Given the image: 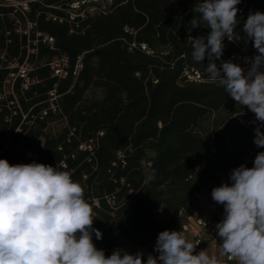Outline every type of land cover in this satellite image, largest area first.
I'll list each match as a JSON object with an SVG mask.
<instances>
[{
  "label": "trees",
  "instance_id": "16d2710c",
  "mask_svg": "<svg viewBox=\"0 0 264 264\" xmlns=\"http://www.w3.org/2000/svg\"><path fill=\"white\" fill-rule=\"evenodd\" d=\"M199 2L202 0H115L110 14L93 17L78 28L69 21L49 18V14L65 17L54 8L63 0L32 1L26 16L0 2V93L4 94L6 77L18 73L27 57L28 61L38 60L31 61L29 89L19 90L26 80L20 75L14 84L18 100L14 96L0 99V159L11 165L35 162L68 171L83 187L93 209L92 227L102 233V239L94 238V233L93 239L97 249L108 251L106 256L119 247L114 241L118 238L113 236L115 226L133 228L131 243L144 233L143 220L154 219L162 206L167 212L172 210L161 223H150L145 243L140 244V248L148 249L160 232L179 227L181 213L185 218L193 216L188 204L192 189L177 201L172 199V191L160 190L169 180L187 188L195 164L204 160L212 171L201 173L206 185L209 180L204 174L218 177L228 171L237 154H249L253 166L255 156L264 151L253 142L255 131L242 114L244 106L223 87L179 83L187 67L197 68L208 77L207 56L197 63L191 55V38L204 37L206 43L210 32L203 22L196 28L190 23L193 17L199 19L193 11ZM237 8V22H245L250 13H264V0H241ZM10 13L19 17L16 23H36L34 30L52 37L54 45L41 41L29 44L27 34L17 33V27L22 26L7 18ZM132 43L137 48L131 50ZM223 43V55L216 60L218 67L236 50L227 37ZM143 45L147 51L142 50ZM29 48L35 52L29 54ZM164 48L167 52L161 53ZM61 56L72 61L71 71L83 57L78 78L72 73L64 79L54 76L49 63ZM15 61L18 66L13 69L10 66ZM91 87L104 89L102 100L86 99ZM52 91H56L60 115L68 123L56 138L46 137L44 132L55 116L50 109ZM224 107L229 114L215 124L213 153L198 125ZM44 111L47 116L41 119ZM29 152L38 159L28 158ZM234 165L231 169L241 166L239 162ZM153 170L155 179L148 181Z\"/></svg>",
  "mask_w": 264,
  "mask_h": 264
},
{
  "label": "clouds",
  "instance_id": "9594fccd",
  "mask_svg": "<svg viewBox=\"0 0 264 264\" xmlns=\"http://www.w3.org/2000/svg\"><path fill=\"white\" fill-rule=\"evenodd\" d=\"M241 0H202L194 7L192 28L205 23L204 37L191 38L192 59L208 58L207 82H219L239 105L255 114L254 144L264 148V13H250L243 31L254 43L257 55L246 58L245 70L231 60H219L224 38L230 41L237 26V5ZM231 184L213 188L212 199L224 206V218L216 224L221 238L220 256L236 264H264V151L251 168L243 164L229 174ZM155 179V172L147 180ZM93 209L83 187L68 171L43 163L11 165L0 159V264H221L216 255L196 246L183 231L158 234V256L129 254L116 249L110 256L97 249L102 233L93 226ZM195 253V254H194Z\"/></svg>",
  "mask_w": 264,
  "mask_h": 264
},
{
  "label": "built area",
  "instance_id": "2783aa9c",
  "mask_svg": "<svg viewBox=\"0 0 264 264\" xmlns=\"http://www.w3.org/2000/svg\"><path fill=\"white\" fill-rule=\"evenodd\" d=\"M17 2L16 0H5L3 3L4 6L14 7L15 12H20L24 16L29 11V5L32 1L35 0H28L24 4L22 2ZM115 0H63L62 5L54 6L55 9L61 10L64 12L65 17H59L54 14H49V18L53 21H59L60 23H64V21H69L67 23L74 24L78 28L81 23L92 19L93 17H100L106 16L110 14L114 8ZM29 25L32 29V34L35 35L34 39L32 35L30 37V43L32 45L33 42H43L44 44H48L53 46L54 39L48 35H45L39 31L34 30L36 27V23H32L28 20ZM72 32H76L72 30ZM128 32V30H127ZM133 33V32H132ZM25 34L28 35L26 32ZM229 42H233L236 45V50L231 57L228 59L231 60L233 63L240 65L244 70L245 73L250 67V64L246 62V58L254 57L257 55V50L253 46V41L248 39L246 33L243 29L238 28L234 29L232 40ZM29 42V39H28ZM132 47H137L134 43ZM142 50L147 51V47L145 45L142 46ZM35 50L29 48V53H34ZM83 58L82 56L78 58L74 69L71 71V62L67 56H61L60 58H56L49 63L51 70L54 76L58 78H67L71 73L73 77L78 78L80 75L81 70L83 69ZM264 71V68L261 69ZM30 69H27L21 74V77L28 79V72ZM20 75V74H19ZM183 83L185 84H205L210 83L207 82V78L198 70L194 68L187 67L184 69L183 72ZM219 84V82H215ZM26 90L29 89V86H26ZM51 100H50V109L54 112V114L60 115L61 109L56 104L58 96L56 95V91H52L50 93ZM242 114L248 117V126L252 129H255L257 126L255 114L251 112L246 106L243 108ZM47 116V112L44 111L40 118L43 119ZM26 119V116H24ZM261 131L264 132V128H261ZM104 133H100V136H103ZM92 142V141H91ZM264 150V148H262ZM28 158L36 161L38 156L33 154L32 152L28 153ZM204 199V198H203ZM209 211L203 213V215H193L188 218H185L183 213L178 216L177 220L179 222V227L175 231H183L186 238L192 242L196 248L195 253H198L201 250H205L209 256L216 255L218 259L221 261V264H236V261L229 260L227 257L220 256V243H222L221 238L217 234L216 224L221 222L224 218V206L221 204L216 203L215 201L208 206ZM155 244H152L148 247L146 253L138 252L143 254V258L147 259L148 255L158 256L155 249ZM129 254H137L132 252H127ZM194 253V254H195Z\"/></svg>",
  "mask_w": 264,
  "mask_h": 264
},
{
  "label": "rangeland",
  "instance_id": "374dc122",
  "mask_svg": "<svg viewBox=\"0 0 264 264\" xmlns=\"http://www.w3.org/2000/svg\"><path fill=\"white\" fill-rule=\"evenodd\" d=\"M5 0H0V2H4ZM12 1V0H9ZM17 2H19V0H16ZM20 2H22L23 4L25 2H28V0H21ZM2 4V3H1ZM5 3H3L2 5L4 6ZM262 4V3H261ZM259 5L260 8L263 7V5ZM8 7V6H7ZM7 18L10 21L15 20L16 23V19L18 20L19 17H17V15H15L14 13H10L9 15H7ZM17 26H22V27H17L18 31L17 33H28V39H29V43H30V39H32L30 37V35H32V29L31 26L29 25L28 22H20L17 21ZM243 25L244 22H237V26L236 28H241L243 29ZM131 32L135 33V30H131ZM134 43H132L131 46V50L134 49L135 47H132ZM137 48V47H136ZM164 51L161 52H167L168 49L164 48ZM154 52H152L153 54ZM30 54V53H29ZM32 54V53H31ZM83 58V57H82ZM31 61H34L36 63V61H38L36 58L34 60H30L28 61V57L26 58L24 64L22 66H20L19 72L18 73H11V75H9L6 85L4 86V94L0 93V99H5L6 97L8 98L9 96H14L15 97V101L18 100V96L16 93V90L14 91V89H16V87L14 88V84L18 78V76H20L24 71H26L27 69H30L33 65L31 64ZM18 66L17 65V61L13 62L11 64V68L14 69V67ZM192 69V68H191ZM195 70H197V68H195ZM20 74V75H19ZM31 82V81H30ZM29 80H25L21 87L19 88V90L24 91L26 90V86H31ZM180 84H184L187 85L185 83H183V80H180L179 82ZM200 84V83H199ZM199 84H193L195 86L199 85ZM200 85H207V86H220L217 83H205V84H200ZM104 89L100 88V87H91L89 90H87V92L85 93L86 99L87 100H92V99H98V100H102L104 97ZM7 100V99H6ZM16 104V103H15ZM11 107H13V103L9 104ZM227 114H229V110L224 108H220L218 110V112H214L212 114H209L204 120H202L199 123V127H198V131L201 132V134L203 135L204 139L207 140V143L209 144V148L212 150V152H216V148L215 145L213 144L214 139H215V124L217 123V121L222 118H224ZM68 126L67 120L66 118L62 117V115H58L56 114L54 116V118H51L48 121L47 127L44 130L45 132V136L46 137H50V138H56L58 137ZM204 130L207 132L205 133ZM45 142V138L43 140H41V144L43 145ZM231 142V141H230ZM233 145V144H232ZM239 158V159H237ZM236 162H239V164H243L246 167L251 168L252 164H250L249 162H251V159L249 158V154L248 155H240L237 154L236 157ZM235 161V160H234ZM234 161H231V163H234ZM228 163V162H227ZM227 163L225 162V165H227ZM234 163V164H235ZM229 164V163H228ZM234 164L229 165V166H235ZM232 167H230V169L224 170L222 173H220V175H211L209 174H204V176L206 177L207 184L203 185V178H202V172L205 171H209L207 166H206V161L201 160L199 161L197 164H195L194 169L192 171V175L189 177V181L188 183L190 184V186H188L187 188L183 189L182 187H177L175 185V182L171 179L169 180L166 185L161 186L160 190L165 191V192H171V196L172 199H175L177 201H182L184 198H186V196H188V191L191 190V197H188V204L190 205V208H192V215H203V213H206L207 211H209L208 206H210V204H212L214 202V200L212 199L211 196V192L213 190V188L220 186L222 183H228L229 185L232 183L230 178H229V174L231 173V171L233 169H231ZM235 169V168H234ZM212 170L215 171V168H212ZM212 172V171H209ZM148 173V172H147ZM146 173V174H147ZM201 174V176H200ZM217 177V180L215 179ZM176 194V195H175ZM204 198V199H203ZM145 197L139 201V203H143L144 202ZM151 208H153V206H151ZM166 210V211H165ZM172 210H169L167 212V209L165 208V206L160 207L159 213L156 215V217H154V219H152L154 222L158 221V222H162L166 217L168 213H171ZM150 220H143V230L144 233L138 237L134 242L129 241V237H131V232L133 231V228H128L125 227L123 225L121 226H115L113 229V232H115V234L113 236H116L118 239H115L114 241L117 242V244L119 245L118 249H121L124 251L123 246H126V251L125 252H132V253H138V252H147V249L144 248H140V244L141 241L142 243H145V236L148 235L147 231H150V223H152L153 221ZM129 234V235H128ZM127 235V236H125ZM111 236V238L113 237ZM143 237V238H142ZM96 238V237H94ZM110 239V236H109ZM97 240L93 239V243L95 244ZM100 242V241H98ZM106 242V241H103ZM108 242V241H107ZM111 242V239H110ZM101 248V247H99ZM98 248V249H99ZM114 250L110 251L111 253H113ZM108 251H106L105 253L107 254Z\"/></svg>",
  "mask_w": 264,
  "mask_h": 264
},
{
  "label": "flooded vegetation",
  "instance_id": "af4514ba",
  "mask_svg": "<svg viewBox=\"0 0 264 264\" xmlns=\"http://www.w3.org/2000/svg\"><path fill=\"white\" fill-rule=\"evenodd\" d=\"M163 50V49H162ZM160 52H161V50H160ZM161 53H164V52H161Z\"/></svg>",
  "mask_w": 264,
  "mask_h": 264
},
{
  "label": "water",
  "instance_id": "95a60500",
  "mask_svg": "<svg viewBox=\"0 0 264 264\" xmlns=\"http://www.w3.org/2000/svg\"><path fill=\"white\" fill-rule=\"evenodd\" d=\"M165 49L161 50V51H164Z\"/></svg>",
  "mask_w": 264,
  "mask_h": 264
}]
</instances>
